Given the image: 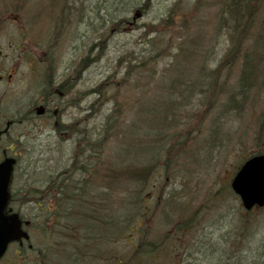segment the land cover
Instances as JSON below:
<instances>
[{"label":"rangeland","instance_id":"1","mask_svg":"<svg viewBox=\"0 0 264 264\" xmlns=\"http://www.w3.org/2000/svg\"><path fill=\"white\" fill-rule=\"evenodd\" d=\"M219 3L222 0H17L11 5L10 0H0L2 54L19 52V56L24 51L26 57L28 52L44 53L52 58V66L57 68L62 78L80 81L72 86L73 94L67 98L75 99L82 94L80 109L68 107V115L61 120L68 123L77 120L79 129L89 137L97 132L102 135L104 128L101 126L106 116L115 111L123 115L122 120L116 122L121 130L135 124L137 118L138 125H134L137 130H146L149 126L162 128L163 110L167 120L176 121L178 125L175 130L168 128L162 134L164 140L169 137L176 142L177 156H167L168 149H163L159 159L161 163L150 171L145 185L130 179L124 183L127 188L119 187L118 196H115V186L114 190H110L111 187L106 188L108 185H101L98 180V183H90L87 193L82 192L81 196L73 192L79 197L72 198L68 206L70 211H74L69 216L74 217L59 219L57 227L53 224L50 227L49 222L50 231L45 230L48 237L51 232L53 237L63 233V243L52 247L47 242L44 248L40 238L39 247L35 246V235L30 236L28 231V249L39 250V259L35 258L34 264H80L78 248L84 252L82 264H103L101 258L111 257V254L116 264H173L171 258L175 251L169 245L180 241L188 243L197 230L195 237L200 238V249L189 258L186 254L182 256L187 259L186 264H264V210L241 216L239 202L230 197L226 187V180L235 166L253 152H264V93L252 98L248 94L246 99H250L242 103L244 97H241V88L237 84L241 75L240 60L235 58L234 64L225 63L221 66L223 70L217 72L216 99L207 101L197 91L181 88L174 93H165L162 98L145 100L151 88H165L172 83L174 77L170 73L173 69L182 71L187 83L191 77L198 76L194 71L197 72L201 65L206 66L205 74L220 67L232 44L227 30H217L216 27L215 15L219 7L216 4ZM18 12L21 15L14 17ZM136 12H140L141 16L133 20ZM261 14L264 15V12ZM9 15L10 18L2 22V18ZM14 18L20 23L13 21ZM183 23L191 25L189 35L194 37L183 46L185 54H179L177 37ZM20 25L25 28L28 38L21 35ZM192 39H196L198 44L206 40L198 58L191 57L195 54ZM246 43L252 45L254 42L247 40ZM20 57L22 59L23 55ZM30 61L32 58L27 55L22 68L28 67ZM31 70L39 72L33 68L20 70L19 74L12 76L11 82L7 81L10 87L5 89L0 85V99H5L3 103L8 102L0 108V126L12 111L22 110L21 102L26 110L31 101L44 92L34 82L45 85L46 71L42 70V77L37 78ZM203 81L201 79V83ZM220 86L232 89L230 101L237 103L233 108H228L230 102L225 100L227 95L220 90ZM217 87L211 88L213 92ZM15 88L17 91L12 92ZM10 92L12 95L9 96ZM188 94L196 96L194 101L188 98ZM210 102L219 104H214L213 108ZM206 107L209 108L204 113ZM191 110L200 112V115L187 116ZM153 113L155 119L151 117ZM9 131L0 137V145L7 153L11 152L9 146L15 139L17 126L11 125ZM46 132L44 130L34 137L21 134V138H17V142L24 144L27 153L23 157L24 169L17 167L14 170L11 189L14 190L16 203L12 207L23 220H29L35 214L36 205L33 202L21 204L17 199L18 188L22 191L24 186L42 187L41 183L50 178L49 171L65 170L73 149L71 142L61 143L57 138L46 137ZM143 135L150 134L146 132ZM124 138L109 139L101 152L105 157L114 155L117 159L116 150L121 152L130 144L139 143H130ZM192 143L196 156L204 161L207 168H202L197 165L199 162L196 159L186 156ZM156 152L152 147L142 145L131 147L125 155L154 165L155 160H152ZM127 157L121 153V160ZM164 158L165 162L162 161ZM70 178L73 179L70 185L78 188L81 176L77 177L73 172ZM138 190H141L140 195ZM122 193L125 195H120ZM124 196L130 202L126 205L132 208L125 213L117 209L120 208L118 201ZM141 198L145 201L143 209L139 205ZM109 205L112 210L107 207ZM76 209L79 215H75ZM165 214L167 221L163 224L161 217ZM121 217H125L123 225ZM190 217H195L191 225L181 229L177 227L181 219ZM219 217L224 218L221 221ZM252 219L255 222L251 223ZM136 223L138 227L132 229L131 226ZM80 225L91 228L83 233L82 244L76 239L75 232L71 235L65 231L67 226L74 229ZM109 225L112 226L108 228ZM117 225H120L118 230ZM122 226L126 230L121 231ZM189 228L192 232L187 230ZM180 232L190 235L182 240H170ZM46 235L43 236L44 241L47 240ZM138 242L140 246H146L139 247ZM164 243L167 245L161 249ZM147 244L152 248L149 253L146 251ZM61 247L65 251L56 254L48 251ZM14 249V246L10 248L0 264H18L17 261L34 256L33 251L25 248L20 258H16ZM176 252L179 256L180 251ZM30 257L23 264H31ZM174 263L180 264V261Z\"/></svg>","mask_w":264,"mask_h":264},{"label":"trees","instance_id":"2","mask_svg":"<svg viewBox=\"0 0 264 264\" xmlns=\"http://www.w3.org/2000/svg\"><path fill=\"white\" fill-rule=\"evenodd\" d=\"M17 0H10L11 5L16 3ZM217 6L219 5L215 19H216V27L217 30L223 29L227 30L228 32V38L229 42L232 44L231 45V50L230 53H226L228 55L227 57L229 58L228 60L224 58L223 62L220 64V67H218L216 70H212L206 74L204 79H206V84H202L201 86L202 89V96L203 99L207 101H211L212 99H216L217 97L215 96V93L217 92L218 89V79L217 77V72L222 71V67L224 66L225 63H228L230 65L234 64L235 60L234 58L240 57V64L241 68L244 71L242 77L240 78V85L241 87L244 85H248V89L251 92L250 98L254 97L255 95H259L261 93H264V15L261 14L264 12V0H224L222 3L216 4ZM261 10V13H260ZM192 29L191 25L189 23H183L180 27V35L177 37L178 38V43H180V49H179V54H185V50L183 49L184 45H187L189 41L191 40L192 35L190 34V30ZM194 41V46L193 50L195 51V54L191 56L192 58H198V55L200 54V51L203 49L204 46L206 45V40H202L199 42L196 39H192ZM250 40L253 41L254 43L250 45V43H246V41ZM192 41V43H193ZM197 45V46H196ZM229 48V49H230ZM228 49V50H229ZM238 55V56H237ZM99 58V57H98ZM97 59V56H96ZM95 60V59H94ZM203 68V71H205L206 66L201 65ZM202 71V72H203ZM202 72L201 75H204ZM184 73H179V70L173 69L172 72L170 73V76L178 77L176 82H172L169 87H161L157 86L154 88H151L149 90V98L152 97H160L162 98L163 95L169 94L174 85H183L181 88H188L189 84H199L201 85L198 76L195 78L194 81H190L188 83H185L183 78L185 77L183 75ZM197 75V73H195ZM179 81V82H178ZM205 87V88H204ZM212 87H217L215 89V92L211 89ZM200 89V90H201ZM222 90L223 87H220ZM175 91V90H173ZM178 95V94H177ZM181 96V95H180ZM196 97V96H195ZM249 98V99H250ZM192 99V98H189ZM247 101H245L246 103ZM214 104L216 105L217 103L210 102L209 105L211 107H215ZM209 107H206L203 111H207ZM191 115H200V112L191 110L190 112L188 111L187 116ZM152 118H156L155 114H152ZM123 118L122 113L120 112H113L109 116H106V120L101 126L104 128L102 131V135H100V144L98 145H91V157L88 160H85L82 164L76 169V173H80L79 175L81 176L80 180V186L78 188L74 187L75 193H78L79 196H81L82 192L87 193L90 183L97 181L101 183V185L107 184L108 186H105L106 188H109L110 190H114L117 188V190L113 194L115 196H118V190L119 187H125L127 188V185L124 184L126 181H130L132 179L135 182L141 183V185H145L147 177L150 173L151 170H154L157 168L158 164L161 163V154L163 153V149H168V154H173L177 156L176 154V149H177V144L173 140V138L167 137L165 140L162 137V134L167 130L168 128L171 130H175L177 128V123L176 121H168L166 116L163 115L161 118L162 122V128L158 127H147L146 130H137V128H134V125H138V118L137 122L135 124H132L130 128H126V130H121L118 129L119 124L116 123L118 121H121ZM135 118V117H134ZM143 118V117H142ZM160 124V123H159ZM149 133L150 135H143ZM161 135V136H160ZM126 137L124 139H128V142H137L139 143H132L130 146H128L127 149L122 150L121 152L115 151L117 154V159H115V156L113 155L112 157H105L102 147L105 146L106 143L109 139L111 138H119V137ZM103 137V138H102ZM145 138L144 139H142ZM145 141V142H144ZM192 142V141H190ZM145 145L146 147H152L154 150H157L155 153L154 159L155 164L152 165L151 162L147 165H144L142 161H137L128 158L125 153L127 154L129 149L134 146H142ZM86 149V146H85ZM96 152V153H95ZM121 153L124 155V157L127 159L121 160ZM118 154H119V160H118ZM112 154H110L111 156ZM163 162L166 161V159H162ZM32 187V188H31ZM30 190L25 193L26 196L29 199H32L33 203L41 208L44 209L45 211H48L49 205L48 201L49 198L47 195L50 194H63L67 195L64 198V201L66 200V204H70L71 198L75 195V193H72V191L67 192L66 194V189L65 185L63 183H59L58 185L55 186L52 192H47L44 190V184L42 187H35L31 186ZM141 190H138V194L140 195ZM120 195H125L124 193ZM42 196V198H40ZM15 198V196L13 195ZM12 197V200H13ZM79 197L77 196L76 199ZM99 199V197H98ZM24 202V201H23ZM54 208L60 204L58 201L53 202ZM130 203L128 199H125V196L121 198V201H118L119 207L117 208L121 212H127L128 210L131 211L132 208L128 207L126 204ZM145 203V201L141 198L140 199V204L137 203V205H140V208L143 209L142 205ZM95 204V203H94ZM93 204V205H94ZM125 204V205H124ZM124 205V206H123ZM109 210H112L113 208L109 205L107 206ZM61 207H58L56 209H60ZM70 208H68L69 210ZM101 209V208H100ZM77 211V209L75 210ZM259 212V210H255L252 213ZM146 212V211H145ZM123 213V214H124ZM122 219V225L125 224V217H121ZM255 222V220L252 219L251 223ZM255 224V223H254ZM96 226V225H94ZM112 225H109L108 228H110ZM120 225H117V230L119 229ZM103 227V225H102ZM135 227H138V224H134V226L131 228L134 229ZM36 230L42 231L40 228H35ZM126 230L123 226L121 231ZM132 232V230H130ZM139 247L140 242H138ZM137 245V246H138ZM150 246V244H148ZM154 247V246H153ZM54 252V251H52Z\"/></svg>","mask_w":264,"mask_h":264},{"label":"flooded vegetation","instance_id":"3","mask_svg":"<svg viewBox=\"0 0 264 264\" xmlns=\"http://www.w3.org/2000/svg\"><path fill=\"white\" fill-rule=\"evenodd\" d=\"M18 53L14 52V55H4L0 51V84L10 79L13 74L16 75L17 70L20 69V64H23L22 60L25 52L22 51L19 56H17ZM20 55H23L22 59ZM30 55L32 57V61H30L31 65L35 62L42 65L49 62V58L46 55H38L35 52H30ZM32 68L34 71H39L33 73L37 78H40L43 74L41 71H45L50 67L35 68L32 66ZM55 70L56 69L51 71V69H49L44 75L45 88H43V97H40L37 101L31 102L22 113L18 112L19 117L7 120L6 129L3 131L0 130V137H3L10 132L9 128L11 125L17 126V134L14 135L15 150L12 151V154L16 157L17 164L18 160L21 161L22 144L17 142V138H21V134H23L24 137H28L30 133H40L42 129L50 125L51 120H53L55 127H58L59 118H61L64 112V108L60 102H64V98L67 97L68 86L66 80L58 76ZM35 83L38 84L36 81ZM39 111L42 112L41 115H37ZM16 149H18L19 152L16 151Z\"/></svg>","mask_w":264,"mask_h":264},{"label":"water","instance_id":"4","mask_svg":"<svg viewBox=\"0 0 264 264\" xmlns=\"http://www.w3.org/2000/svg\"><path fill=\"white\" fill-rule=\"evenodd\" d=\"M12 160L0 164V257L7 244L19 238L20 225L17 218L6 217L3 211L7 203V188L12 170ZM232 189L240 196L246 209L264 205V155L247 161L236 174Z\"/></svg>","mask_w":264,"mask_h":264}]
</instances>
